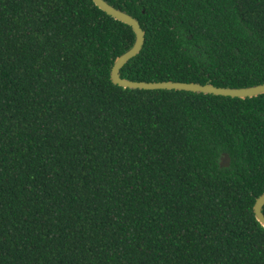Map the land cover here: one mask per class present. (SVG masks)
Wrapping results in <instances>:
<instances>
[{
	"label": "trees",
	"instance_id": "1",
	"mask_svg": "<svg viewBox=\"0 0 264 264\" xmlns=\"http://www.w3.org/2000/svg\"><path fill=\"white\" fill-rule=\"evenodd\" d=\"M104 1L144 32L121 78L264 84V0ZM134 40L92 0H0V264H264V94L114 85Z\"/></svg>",
	"mask_w": 264,
	"mask_h": 264
},
{
	"label": "water",
	"instance_id": "2",
	"mask_svg": "<svg viewBox=\"0 0 264 264\" xmlns=\"http://www.w3.org/2000/svg\"><path fill=\"white\" fill-rule=\"evenodd\" d=\"M93 4L101 11L106 13L113 19L122 22L131 27L135 40L132 47L117 57L113 63L110 71V80L114 85L128 89L140 90H184L196 93L213 94L217 96L233 97V98H252L264 94V84L244 87V88H225L215 87L209 83L201 85L199 83H184V82H144V81H130L120 77V69L133 57H135L141 50L144 43V32L141 29L138 21L130 15L115 9L104 0H92ZM229 165V158L224 155L220 160V167H227ZM264 206V192L255 200L253 205V212L257 222L264 228V214L262 207Z\"/></svg>",
	"mask_w": 264,
	"mask_h": 264
}]
</instances>
